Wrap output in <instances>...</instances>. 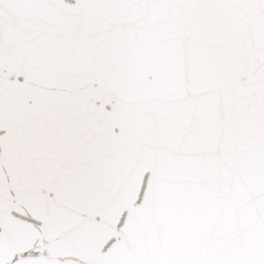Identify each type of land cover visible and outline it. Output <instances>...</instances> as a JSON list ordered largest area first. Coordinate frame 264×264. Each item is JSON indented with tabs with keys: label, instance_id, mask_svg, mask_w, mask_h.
I'll return each instance as SVG.
<instances>
[{
	"label": "snow or ice",
	"instance_id": "snow-or-ice-1",
	"mask_svg": "<svg viewBox=\"0 0 264 264\" xmlns=\"http://www.w3.org/2000/svg\"><path fill=\"white\" fill-rule=\"evenodd\" d=\"M0 264H264V0H0Z\"/></svg>",
	"mask_w": 264,
	"mask_h": 264
}]
</instances>
